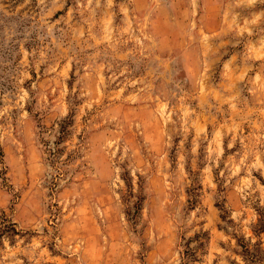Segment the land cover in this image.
Segmentation results:
<instances>
[{
  "label": "rangeland",
  "instance_id": "1",
  "mask_svg": "<svg viewBox=\"0 0 264 264\" xmlns=\"http://www.w3.org/2000/svg\"><path fill=\"white\" fill-rule=\"evenodd\" d=\"M0 264H264V0H0Z\"/></svg>",
  "mask_w": 264,
  "mask_h": 264
},
{
  "label": "trees",
  "instance_id": "2",
  "mask_svg": "<svg viewBox=\"0 0 264 264\" xmlns=\"http://www.w3.org/2000/svg\"><path fill=\"white\" fill-rule=\"evenodd\" d=\"M261 225H262V223H261ZM260 230H262V226H261V227H259V229H258L257 231H260Z\"/></svg>",
  "mask_w": 264,
  "mask_h": 264
}]
</instances>
